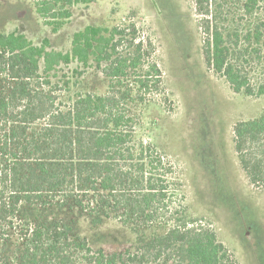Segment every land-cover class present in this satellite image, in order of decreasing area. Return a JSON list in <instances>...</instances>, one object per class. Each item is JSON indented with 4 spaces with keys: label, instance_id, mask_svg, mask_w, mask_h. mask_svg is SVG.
Wrapping results in <instances>:
<instances>
[{
    "label": "trees",
    "instance_id": "16d2710c",
    "mask_svg": "<svg viewBox=\"0 0 264 264\" xmlns=\"http://www.w3.org/2000/svg\"><path fill=\"white\" fill-rule=\"evenodd\" d=\"M91 2L36 0L34 9L56 33ZM191 2L207 68L235 94L264 96V0ZM151 50L131 22L86 26L66 53L47 39L0 34V264H237L213 229L186 217L155 146L135 139L143 95L162 83ZM88 71L106 90L64 103ZM232 134L241 171L264 189V110ZM174 196L181 203L169 212ZM74 219L117 221L131 240L120 250L92 247L74 233Z\"/></svg>",
    "mask_w": 264,
    "mask_h": 264
},
{
    "label": "rangeland",
    "instance_id": "374dc122",
    "mask_svg": "<svg viewBox=\"0 0 264 264\" xmlns=\"http://www.w3.org/2000/svg\"><path fill=\"white\" fill-rule=\"evenodd\" d=\"M35 1L0 0V34L17 31L35 45L47 39L52 50L66 53L73 34L86 26L135 25L163 73L159 90L143 95L148 103L137 113L135 139L155 146L164 158L167 184L171 192L180 186L188 219L213 229L237 264H264V189L252 187L241 171L232 134L236 122L262 113L264 96L235 94L207 68L191 0H92L74 7L56 33L35 14ZM72 88L62 96L64 103L75 92L103 93L107 84L88 71ZM178 203L181 197L174 196L168 211ZM73 228L92 247L110 250H120L132 237L117 221L96 227L74 219Z\"/></svg>",
    "mask_w": 264,
    "mask_h": 264
}]
</instances>
